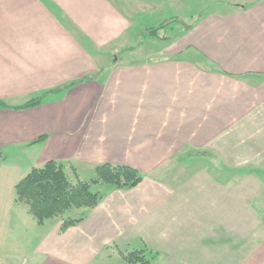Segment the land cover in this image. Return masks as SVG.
<instances>
[{
  "label": "crops",
  "instance_id": "obj_1",
  "mask_svg": "<svg viewBox=\"0 0 264 264\" xmlns=\"http://www.w3.org/2000/svg\"><path fill=\"white\" fill-rule=\"evenodd\" d=\"M0 102V264H264V0H0ZM48 161L142 180L60 232L14 194Z\"/></svg>",
  "mask_w": 264,
  "mask_h": 264
},
{
  "label": "trees",
  "instance_id": "obj_2",
  "mask_svg": "<svg viewBox=\"0 0 264 264\" xmlns=\"http://www.w3.org/2000/svg\"><path fill=\"white\" fill-rule=\"evenodd\" d=\"M171 22L172 20L163 22L156 28H150L148 35L162 40L165 39L164 37H158V32ZM72 85L74 83L46 91L14 109L37 107L51 93L67 89ZM0 107H6V105L0 102ZM2 157L0 151V159ZM66 168L60 162L48 161L40 167L31 168L14 187L16 201L28 207L29 214L37 224L41 225L49 219H59L62 221L60 232L77 225L87 215L81 213L80 217L71 218L69 215L72 212L80 210L88 212L97 206L101 194L92 192V186L103 184L117 189H130L137 186L142 180L139 172L129 166L101 164L94 169V177L89 181L80 179L75 169L70 167L75 178V181L72 182L68 177ZM153 256L149 257L145 249L122 254V258L127 264H150L149 259Z\"/></svg>",
  "mask_w": 264,
  "mask_h": 264
},
{
  "label": "rangeland",
  "instance_id": "obj_3",
  "mask_svg": "<svg viewBox=\"0 0 264 264\" xmlns=\"http://www.w3.org/2000/svg\"><path fill=\"white\" fill-rule=\"evenodd\" d=\"M183 17V16H182ZM167 18V16H165L164 18H162V19H160L159 21H163V20H165ZM183 19V18H182ZM185 22H187L188 24H190V21H189V19H185ZM180 29H182V26H183V23H180V25L178 24L177 25ZM248 168V167H247ZM71 168L70 167H68V168H66V172H67V174H68V177H69V179H70V181H72V182H74L75 181V178H74V174H73V171L72 170H70ZM93 176H94V174H92V178H93ZM91 177L90 176H83V180L84 181H89L90 179H91ZM234 178V179H233ZM231 179H233L234 181H236V178L235 177H230V180ZM243 179H245V183L246 184H255L254 182H253V180H252V177H244ZM260 179V178H259ZM233 183H235V182H233ZM103 185V184H102ZM101 185V186H102ZM91 191L92 192H98V193H103V189L101 188L100 189V187L98 188V187H96V186H92L91 187ZM81 213L84 215V214H87V212L86 211H83V210H80V211H74V212H72L70 215H69V217H71V218H77V217H80V215H81ZM56 219H53L52 221H50L49 223L50 224H53V225H47V228H51V227H53L54 226V224H56L57 223V221H55ZM57 220H59V219H57ZM61 223H62V221H61ZM39 230V229H38ZM119 243H121V242H118V244ZM129 243V248H127L129 251L128 252H131V251H134V250H138V249H142V247L143 246H141L140 245V242L138 241V239H135V240H131V241H129L128 242ZM124 248V247H123ZM122 248V249H123ZM147 251V254H148V256L150 257V256H153L152 254H155L154 256H153V258H151V259H149L150 260V264H155V261H154V258H155V256H156V252H153V251H151V249L149 248L148 250H146ZM111 263L112 264H127L126 262L125 263H123L120 259H115L114 258V260H112L111 261Z\"/></svg>",
  "mask_w": 264,
  "mask_h": 264
}]
</instances>
